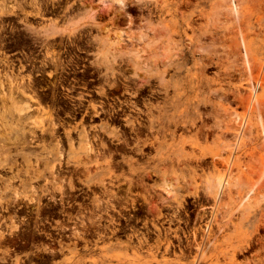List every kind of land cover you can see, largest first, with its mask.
Wrapping results in <instances>:
<instances>
[{"label": "rangeland", "instance_id": "374dc122", "mask_svg": "<svg viewBox=\"0 0 264 264\" xmlns=\"http://www.w3.org/2000/svg\"><path fill=\"white\" fill-rule=\"evenodd\" d=\"M109 1L0 0V200L19 196L25 216L64 185L68 214L58 257L16 260L264 264V0ZM92 72L99 95L67 92L66 79ZM87 101L144 128L116 135L96 119L53 130ZM86 135L100 138L89 155ZM124 138L120 168L98 150ZM34 194L40 206L28 209Z\"/></svg>", "mask_w": 264, "mask_h": 264}, {"label": "flooded vegetation", "instance_id": "af4514ba", "mask_svg": "<svg viewBox=\"0 0 264 264\" xmlns=\"http://www.w3.org/2000/svg\"><path fill=\"white\" fill-rule=\"evenodd\" d=\"M60 37L61 36L56 37L54 39H57ZM80 72H83V70H81ZM90 75L91 77L87 79L85 82H80V80H76L75 78L66 79L65 83L68 85V87L66 88L67 92L69 93L75 92L77 94H81L82 92L79 90H86L87 93L85 95L89 98H92L94 94L99 95L98 91L100 89V85H99L100 79L94 76L93 72L90 73ZM82 84H84L85 86H83ZM87 102L90 105L91 101H87ZM101 103L104 104L103 102ZM91 105H94V104H91ZM91 105L89 108H86V109H82V106L79 107L78 105H75L72 113L65 115L63 117L57 118V123H54L56 125V129L58 130L61 129V134H63L64 131L67 129L66 126L74 127V125H78V124L81 125L83 122H86V121L94 122L96 119H98L99 121H101V123L103 121V123L106 124L105 127H107L108 130L110 128L113 129L116 135H118L117 130L123 129L126 131L127 128H129V131H126L127 134L132 132L136 135V133L131 130L130 128L131 125L127 123V120L129 122L131 121L129 118L130 115L126 114V110H122L120 108L119 110H116V111H109V110L104 111L103 105L96 104L95 106H97L99 110L101 109L102 113L99 117H95L93 113H89L90 110L92 112ZM124 105L126 107H129L132 104L124 102ZM75 107L79 108V110L81 111H74V110H77L75 109ZM118 111H120L122 114H119ZM129 111H133V110H129ZM102 115H107V116H105V118L104 117L101 118ZM96 125H99V124H96ZM118 125H121V126H118ZM82 127L84 126L82 125ZM139 128L141 130L144 127L143 125H140ZM125 131L123 133V137L127 136ZM124 141H123V147L119 149L114 150L106 146L105 151L103 150L102 152H99L98 150V152L99 154L102 155V157L105 156V157L111 158V160L114 161L118 167L120 168L128 167L127 149H130L131 147L129 143L126 142L127 139L125 140L124 138ZM117 157L119 158L117 159ZM56 171L58 172L59 177H60L61 175L60 172H63V169L59 167L58 169H56ZM126 190L127 189L123 188L122 192H125ZM63 191H64V194H63ZM63 191L60 192L58 190L59 196H56L53 193L50 194L47 192L46 194H48V197H46V199L48 202L45 203L42 208L40 207L41 211H40V208H37V212L29 211L30 213H28V215L20 216L19 214L21 213L19 212V210L23 208V206H21V208H17L16 213H12L13 211L9 212L11 215L9 213H0V225H1L0 231L4 233L5 235V238H4L5 242L3 241V243L0 244V248H3L4 250L3 253L5 256H0V264H19V260H16L17 256L25 257L26 254H32L33 256H36L35 252H41V251L44 253V255L43 257H39L38 259L42 258L47 261L49 259L58 257L65 250V246H66L65 239L67 237L66 222H67L68 214L66 211L67 206L64 204V198L66 197L64 185H63ZM92 192H93V196L91 197V200L97 195V192L95 190H93ZM84 193L86 194V192L81 191L75 197L82 201L84 199H88L85 196H83ZM121 197L124 199L125 195L122 194ZM82 201L74 202L73 209L75 213H79L81 210H83V206L86 205V204H83ZM35 220H38L41 222L38 223ZM13 221H14V224L12 223ZM20 221H21V226H22L20 229L12 228L10 230L4 231V227L9 226L8 223L13 224V226L19 227V225H17L16 222H20ZM15 236H19V237H15ZM6 238H10V239H6ZM11 239L15 240V242L17 239H19V242L17 240V242L15 243ZM7 240H9L8 243H7ZM10 241L12 242L10 243ZM10 244H13L14 246L13 245L10 246ZM26 260L27 258L25 260H22L21 262L24 263ZM33 264H40V262H34Z\"/></svg>", "mask_w": 264, "mask_h": 264}, {"label": "bare ground", "instance_id": "6f19581e", "mask_svg": "<svg viewBox=\"0 0 264 264\" xmlns=\"http://www.w3.org/2000/svg\"><path fill=\"white\" fill-rule=\"evenodd\" d=\"M108 2H110L109 0H107ZM112 1V0H111ZM115 1V0H114ZM103 2V1H102ZM116 2H118L119 3V5L121 6V7H124L125 8V5L126 4H124V0H116ZM104 3V2H103ZM102 3V4H103ZM106 3V2H105ZM108 4V3H107ZM111 4H112V2H111ZM116 4V3H115ZM111 6H113V4L111 5ZM105 7V6H104ZM107 7V6H106ZM105 7V8H106ZM109 7V6H108ZM116 7V6H115ZM115 7H113V8H115ZM110 8V7H109ZM110 9H112V8H110ZM123 9V8H122ZM232 9H234L233 7H232ZM115 10V9H114ZM117 10V9H116ZM126 10H127V6H126ZM107 11V10H106ZM121 11V10H120ZM124 11H125V9H124ZM125 12H127V11H125ZM1 14H4V12H2ZM121 41V40H120ZM124 41V40H123ZM121 46V45H120ZM122 47V46H121ZM22 86H23V84H22ZM24 86H25V84H24ZM21 87V86H20ZM22 88V87H21ZM25 88V87H24ZM27 91V90H26ZM26 93V92H25ZM30 98V97H29ZM33 99L34 98H36V97H32ZM3 101V100H2ZM80 105H82V104H80ZM75 106V105H74ZM79 107H81V106H79ZM25 108V107H24ZM23 108V109H24ZM17 109V108H16ZM21 108H19V110H20ZM26 109V108H25ZM75 109H77V110H74V111H81V110H79V108H76L75 107ZM92 109H93V115H95V116H98L99 115V111L101 110H99V109H97V107H92ZM99 110V111H98ZM102 112V111H101ZM104 112V111H103ZM77 113V112H76ZM87 113V112H86ZM89 113H92L91 111H89ZM42 120H44V119H42ZM35 123H36V120H35ZM37 124V123H36ZM54 126H53V130H55V128H56V125L55 124H53ZM141 125V124H140ZM134 126V125H133ZM132 126V127H133ZM138 128V127H137ZM137 128H135V129H137ZM140 129V128H139ZM138 130V129H137ZM137 130H136V132H137ZM138 133H140V130L136 133V135L138 134ZM84 138H87L88 139V141H87V144L85 145V147H84V150L86 151V152H88V155H89V153H92V152H94V149H93V147L94 146H92V142L93 141H95V140H100V138L99 137H97V136H95L94 138H92V139H89V136H84V137H82V139H84ZM69 141H70V143H71V148H72V150H75V148H74V144L72 143V139L71 138H69L68 139ZM59 144H61V143H59ZM100 144V143H99ZM126 145H127V143H126ZM105 149H106V146L105 145H102ZM62 147V146H61ZM60 147V148H61ZM109 148V147H108ZM112 149V148H111ZM122 149H124V148H122ZM100 150V149H99ZM126 150V149H125ZM105 151V150H104ZM108 151H109V149H108ZM100 152V151H99ZM61 153V152H60ZM97 155V154H96ZM63 157V152L60 154V158H62ZM85 161V160H84ZM55 168L53 167L52 168V171L54 170ZM64 171V170H63ZM74 173V172H73ZM80 173V172H79ZM58 177H59V174H58ZM224 185H226L225 184V182L224 181H219L218 182V184H217V186H215L216 187V191H217V193H219L220 192V190H222L223 188H224ZM167 188H169V187H167ZM226 188V187H225ZM36 189V188H35ZM5 191H11L12 190V185H7V186H5V189H4ZM62 191H63V189H61ZM61 191V192H62ZM51 192V191H50ZM16 193H18V192H16ZM36 193V192H35ZM51 194V193H50ZM63 194H64V191H63ZM62 194V195H63ZM18 195V194H17ZM19 197V196H18ZM18 197L16 196L15 197V201H12V202H10V201H8L7 203H3V201H1L0 200V212L5 208L6 210H8L9 211V209H10V207H14V209H16L15 207H17V208H21V205H20V203L17 201V199H18ZM247 198V197H246ZM55 200V199H54ZM19 201H21L22 202V199L21 200H19ZM34 202H37V204L40 206V202H41V198L40 197H38L36 194H34L31 198H29L28 199V201L26 202V204L24 205L25 207H28V205H31L32 203H34ZM36 204V203H35ZM11 211V210H10ZM9 213V212H8ZM12 213H14V211L12 212ZM10 214V213H9ZM11 215V214H10ZM1 226V225H0ZM2 228V227H1ZM41 231H43V230H41ZM40 232V231H39ZM15 237H19V236H15ZM4 238H5V235H4V233H2L1 231H0V244H2L3 243V241H4ZM27 238V237H26ZM6 239H10V238H6ZM5 239V240H6ZM12 239H14V238H12ZM11 239V240H12ZM18 240V242H19V239H17ZM17 240H16V242H17ZM22 240V239H21ZM12 241H14L15 242V240H12ZM12 241H10V243L12 242ZM5 242V241H4ZM9 242V240H7V243ZM15 242V243H16ZM9 245V244H8ZM11 245H13V244H10V246ZM14 246V245H13ZM52 251V250H51ZM54 253V252H53ZM55 254V253H54ZM52 256V255H51ZM55 256V255H54ZM11 257V256H10ZM7 261V260H6Z\"/></svg>", "mask_w": 264, "mask_h": 264}]
</instances>
